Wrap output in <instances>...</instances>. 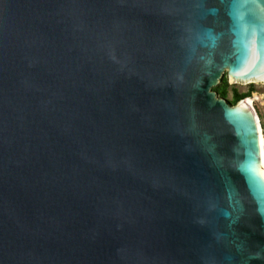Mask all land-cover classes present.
Returning a JSON list of instances; mask_svg holds the SVG:
<instances>
[{
  "label": "water",
  "instance_id": "water-1",
  "mask_svg": "<svg viewBox=\"0 0 264 264\" xmlns=\"http://www.w3.org/2000/svg\"><path fill=\"white\" fill-rule=\"evenodd\" d=\"M225 72L264 82V0H0V264H264Z\"/></svg>",
  "mask_w": 264,
  "mask_h": 264
},
{
  "label": "rangeland",
  "instance_id": "rangeland-1",
  "mask_svg": "<svg viewBox=\"0 0 264 264\" xmlns=\"http://www.w3.org/2000/svg\"><path fill=\"white\" fill-rule=\"evenodd\" d=\"M217 85L225 88V95L219 98L226 99L231 105H236L238 102H234V93L239 95H247L246 98H251L253 101V107L257 116L259 117L262 135L264 138V84L263 83H230L226 72L222 75ZM216 85V86H217ZM215 86V87H216ZM213 87L212 90L215 88ZM244 98V99H246ZM241 101V100H240Z\"/></svg>",
  "mask_w": 264,
  "mask_h": 264
},
{
  "label": "bare ground",
  "instance_id": "bare-ground-1",
  "mask_svg": "<svg viewBox=\"0 0 264 264\" xmlns=\"http://www.w3.org/2000/svg\"><path fill=\"white\" fill-rule=\"evenodd\" d=\"M249 83H263L264 84V82H262V81L261 82H254V81H252V82H249ZM244 100L246 101L247 105L251 109L252 114H253V116L255 118V121H256V126H257V131H258V137H259V142H260V148H261V153H262V158H263V164H264V138H263L262 131H261L259 117L257 116V113L254 110L252 99L251 98H246ZM257 123L259 124V127H258Z\"/></svg>",
  "mask_w": 264,
  "mask_h": 264
},
{
  "label": "trees",
  "instance_id": "trees-1",
  "mask_svg": "<svg viewBox=\"0 0 264 264\" xmlns=\"http://www.w3.org/2000/svg\"><path fill=\"white\" fill-rule=\"evenodd\" d=\"M213 91L219 96V97H221V96H224L225 95V88L224 87H221V85H217L214 89H213ZM246 96L247 95H239V94H237V93H234V102H238V101H240V100H242V99H244V98H246Z\"/></svg>",
  "mask_w": 264,
  "mask_h": 264
}]
</instances>
